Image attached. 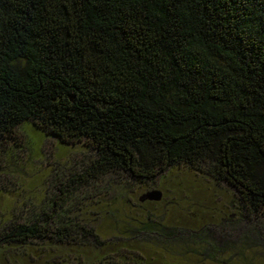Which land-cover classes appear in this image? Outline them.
Returning a JSON list of instances; mask_svg holds the SVG:
<instances>
[{
  "label": "trees",
  "instance_id": "obj_1",
  "mask_svg": "<svg viewBox=\"0 0 264 264\" xmlns=\"http://www.w3.org/2000/svg\"><path fill=\"white\" fill-rule=\"evenodd\" d=\"M21 124L94 157L38 207L0 208V264L44 250L51 264H262L264 0H0V139ZM178 167L235 191L218 225L177 221L124 183L91 220L64 193ZM226 226L235 242L214 237Z\"/></svg>",
  "mask_w": 264,
  "mask_h": 264
},
{
  "label": "rangeland",
  "instance_id": "obj_2",
  "mask_svg": "<svg viewBox=\"0 0 264 264\" xmlns=\"http://www.w3.org/2000/svg\"><path fill=\"white\" fill-rule=\"evenodd\" d=\"M93 157L94 149L86 142L66 144L42 131L32 129L30 124H21L10 137L0 139V201L6 198L0 203V208L18 211L23 208L21 199H31L35 207H38V203L46 202L55 194L58 195L57 187L66 185L72 175L82 173ZM113 179L108 177L90 179L87 182L70 184L63 189L68 196L67 201L70 198V201L85 203L84 212L87 214L93 211L108 212L112 209L109 200L110 183L117 187L123 183L127 184L125 187L132 200H136L139 194L147 190L159 189L163 193L161 202L148 203L145 206L161 209L166 204L171 218L193 226L203 223L218 225L222 219L220 209L223 208L224 212L230 213L236 201L235 191L226 183L194 174L184 167L165 171L153 182H134L131 189L122 174L116 175ZM107 189L109 191L105 195ZM101 196L108 199V202L105 200L92 202ZM121 205L120 203L118 206ZM87 218L91 220L92 216L88 214ZM238 227L240 228L239 225ZM234 228L235 226L232 228L226 226L222 229L216 227V230L212 228V233L220 242H235L237 237ZM47 246L49 247V244ZM52 246L64 250L60 251L61 253L65 252L66 246L58 244ZM38 253L41 254V259L37 258ZM32 256L35 261L39 259L34 264H51L46 250L35 252ZM29 261L27 258L25 264H29ZM56 261H60L59 258ZM259 261L264 264V260Z\"/></svg>",
  "mask_w": 264,
  "mask_h": 264
},
{
  "label": "water",
  "instance_id": "obj_3",
  "mask_svg": "<svg viewBox=\"0 0 264 264\" xmlns=\"http://www.w3.org/2000/svg\"><path fill=\"white\" fill-rule=\"evenodd\" d=\"M162 192L159 189H152L149 191L144 192L143 194L140 195L139 200L144 201V200H153V201H158L161 199Z\"/></svg>",
  "mask_w": 264,
  "mask_h": 264
}]
</instances>
